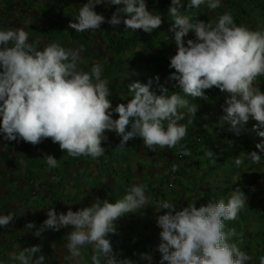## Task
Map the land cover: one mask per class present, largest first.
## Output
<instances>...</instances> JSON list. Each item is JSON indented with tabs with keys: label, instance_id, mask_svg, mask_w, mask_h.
Instances as JSON below:
<instances>
[{
	"label": "clouds",
	"instance_id": "obj_1",
	"mask_svg": "<svg viewBox=\"0 0 264 264\" xmlns=\"http://www.w3.org/2000/svg\"><path fill=\"white\" fill-rule=\"evenodd\" d=\"M44 1L39 4L35 20L41 9L49 10L52 19L59 18L54 16L57 3ZM221 3L222 0H186L187 9L203 5L215 10ZM100 4L117 6L107 22L115 27L122 23L125 32L142 29L151 33L162 24L161 15L148 9L147 0H87L79 7L76 22H70L68 27L80 33L100 29L107 19ZM184 5L185 0H171L168 7L172 18L168 31L172 33L176 52L168 57V67L174 71L167 81L193 98L203 97L205 90L215 86L222 92L221 98H225L222 107L225 115L221 119L230 124L228 131L239 135L240 126L251 118L258 122L253 125L255 138L264 139V91L254 84L258 77H264V29L237 25L228 11L214 24L193 22L189 15L182 14ZM35 20H29L33 25L29 31L15 27L12 20L13 29L4 30L0 26V158L5 151L10 152L13 163L18 165L27 157L22 155L18 159L15 151L22 153L25 147L50 138L69 156L95 159L105 152L101 145L108 140L106 131L121 137L116 150L124 149L134 137L142 138L152 151L156 146L172 148L181 144L187 135V124L195 119L197 106L163 85L159 86L160 94L150 91L149 80L129 83V95L123 98L127 102L113 107L109 81L102 78L103 66L93 64L89 71H80L79 50H66L57 42L42 47L33 43L36 39L31 35L38 27ZM190 32L194 38L185 41L183 38ZM113 113L118 118L114 119ZM186 117L187 123H180ZM255 148L258 152H248V158L259 163L264 160V143H257ZM182 155H190L187 148ZM205 156L214 158V152L207 150ZM44 157L49 167L58 166L53 155ZM242 163L239 156L234 159L237 167ZM247 200L240 187H236L227 200H209L198 208L188 204L177 210L169 200L159 201L158 208L167 211L154 220L161 229L158 264H253V255L232 242L237 235L235 229L224 230L225 222L235 220ZM148 202L146 185L133 184L115 202L97 197L90 206L76 211L69 208L66 213H58L52 207L46 210L47 218L35 235L45 229L58 231L71 226L66 239L73 264H81V249L88 245L93 253L91 264H134L131 259L114 254L109 234L117 231L114 223L117 218L129 213L139 216L137 210ZM14 218L11 212L0 214V227L9 225ZM24 227L32 230L35 225L28 222ZM37 253H41L40 245L24 248L13 259L19 264H44L45 256ZM140 258L152 264L151 255L142 253ZM257 259L264 264V256Z\"/></svg>",
	"mask_w": 264,
	"mask_h": 264
},
{
	"label": "trees",
	"instance_id": "obj_2",
	"mask_svg": "<svg viewBox=\"0 0 264 264\" xmlns=\"http://www.w3.org/2000/svg\"><path fill=\"white\" fill-rule=\"evenodd\" d=\"M54 2L58 5L54 16L60 19H52L49 10L41 9L37 21L33 19L40 27L31 35L36 39L33 43L42 47L57 42L66 50H79L80 71H89L93 64L102 65V78L109 81L113 107L127 102L123 98L129 95V83H148L151 80L150 91L160 94L159 86L163 85L169 92L175 91L183 96L198 110L193 122L187 124V135L181 141L183 148L181 144L172 148L156 146L152 151L143 144L142 138L134 137L124 149L116 150L121 137L106 131L108 140L102 141L101 145L105 152L95 159L90 156H69L50 138L25 147L22 153L30 156L29 161L22 160L18 165L13 163L12 154L5 151L0 158V175L7 178L0 187V214L11 212L15 218L9 225L0 227V264H19L13 257L34 245L41 246V253L35 255L43 254L44 264H73L66 239L71 226L58 231L45 229L39 236L35 235L47 218L46 210L53 207L58 213H66L69 208L76 211L90 206L97 197L115 202L126 195L133 184L146 185L149 202L137 210L139 216L129 213L114 222L117 231L109 234V238L114 254L119 258L131 259L134 264H148L147 260L140 258L142 253H147L153 258L152 264H158L161 254L157 246L161 229L154 220L157 215L167 211L156 209L159 201L167 199L180 208L195 204L198 208L209 200H227L231 192L240 187L248 200L235 220L225 222L224 230L235 229L237 235L232 237V242L237 243L246 254L253 255V264H259L257 258L264 256V160L251 162L248 152H258L255 145L264 143V139L255 138L257 133L253 125L258 122L251 118L240 126L239 135L228 131L230 124L221 119L225 115L222 109L225 98H221L222 92L215 86L205 90L203 97L193 98L185 96L182 89L173 88L172 83L167 81L170 72L174 71L168 67V57L176 52L172 33L168 31L172 23L168 14L171 0H147L148 9L162 17V24L151 33H145L142 29L125 32L122 23L116 27L109 24L107 21L117 6L106 7L104 4L100 6L107 19L101 28L80 33L68 25L76 22L78 9L87 0ZM8 5L0 9V18L12 17V23L17 27L25 16L21 13L13 15L11 1ZM225 11L233 15L237 25L252 30L264 29V0H222L215 10L203 5L187 9L185 0L184 8H181L182 14L189 15L193 22L203 20L213 24ZM42 22H46V25ZM192 38L194 36L190 32L183 39ZM254 84L264 91V77H258ZM113 118H118V114L113 113ZM180 123H187V117ZM184 148L190 155H182ZM207 150L214 152V158L205 156ZM33 152L37 155L33 156ZM46 155H53L58 166L49 167L45 162ZM238 156L243 160L239 167L234 164ZM5 164L8 167L11 164L10 168L5 169ZM11 178L17 183L10 182ZM26 186V198L21 195V199L14 202L11 196L20 188L24 193ZM5 196L7 199L3 201ZM28 222H33L35 228L26 229L24 226ZM120 226L122 228L119 229ZM81 251V264H91V246H85Z\"/></svg>",
	"mask_w": 264,
	"mask_h": 264
},
{
	"label": "crops",
	"instance_id": "obj_3",
	"mask_svg": "<svg viewBox=\"0 0 264 264\" xmlns=\"http://www.w3.org/2000/svg\"><path fill=\"white\" fill-rule=\"evenodd\" d=\"M9 1H11L12 6L11 9L13 10V15L15 14L20 15L23 14L25 16V20L20 23L19 26L17 27H21L23 29H27L28 31L30 30V26H32V24H29V20L33 21V19L35 17H38L39 15V4H43V2H45L44 0H2L0 2V9H5L6 7L10 6L8 5ZM22 9H25L23 11H21ZM24 11L26 13H24ZM22 16V15H21ZM11 20L12 17L8 18V16H2L0 18V25H2L1 29L7 30L9 28H12V24H11ZM6 27V28H5Z\"/></svg>",
	"mask_w": 264,
	"mask_h": 264
},
{
	"label": "rangeland",
	"instance_id": "obj_4",
	"mask_svg": "<svg viewBox=\"0 0 264 264\" xmlns=\"http://www.w3.org/2000/svg\"><path fill=\"white\" fill-rule=\"evenodd\" d=\"M37 30H40V27H37L36 28ZM48 153V152H47ZM14 155H17L18 156V159H20L21 158V156L23 155H25L27 158H26V160L27 161H29L28 159H29V157L30 156H28L26 153H21V152H16L15 151V154ZM39 157H40V155H39ZM26 161V164H28V162ZM39 163V162H38ZM6 165V164H5ZM7 166V165H6ZM38 168L41 170L42 169V167H41V164H39L38 165ZM42 171H40L39 173H41ZM19 175H22L21 173H19ZM43 175H45V172L43 173ZM6 177H8V176H6ZM5 179H7V178H5V175L1 178L0 177V187L2 186V182H3V180H5ZM10 182H12V183H17V181H15V180H12V178H11V181ZM26 189H27V186H26V188H23V190H24V193L22 192V190H21V188L20 189H18V191L15 193V194H13L12 196H11V198L13 199V201L14 202H17V200H20L21 199V195L23 196V197H25L26 198V196H25V191H26ZM7 199V197L5 196V198H3L2 200L4 201V200H6ZM176 205V207H177V210H179L180 209V207H178L177 206V204H175ZM153 206V205H152ZM156 209H159V208H157L156 207ZM252 215H253V212H252ZM254 226H256V225H254Z\"/></svg>",
	"mask_w": 264,
	"mask_h": 264
}]
</instances>
